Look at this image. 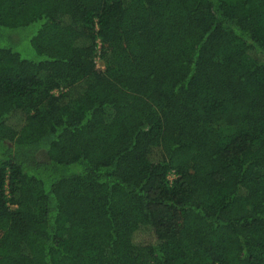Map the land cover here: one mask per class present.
<instances>
[{
  "label": "trees",
  "instance_id": "16d2710c",
  "mask_svg": "<svg viewBox=\"0 0 264 264\" xmlns=\"http://www.w3.org/2000/svg\"><path fill=\"white\" fill-rule=\"evenodd\" d=\"M149 258L264 264V0H0V264Z\"/></svg>",
  "mask_w": 264,
  "mask_h": 264
},
{
  "label": "rangeland",
  "instance_id": "374dc122",
  "mask_svg": "<svg viewBox=\"0 0 264 264\" xmlns=\"http://www.w3.org/2000/svg\"><path fill=\"white\" fill-rule=\"evenodd\" d=\"M16 32V36L14 37H12V41L14 40V41H17V43L20 45V47L24 44V43H26V42H28V39H29V33L27 32V33H23L22 31H15ZM14 33V32H13ZM9 32L8 33H6V36H9ZM11 39V38H10ZM4 42H7V40H6V38H3L2 39V43H4ZM19 50V49H18ZM97 65L98 66H101V64L99 63V61H97ZM171 177H169V179H170ZM145 264H155L154 263V261H153V259H146V261H145Z\"/></svg>",
  "mask_w": 264,
  "mask_h": 264
}]
</instances>
